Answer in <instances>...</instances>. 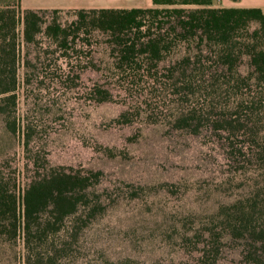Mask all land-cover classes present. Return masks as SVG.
Instances as JSON below:
<instances>
[{"label":"trees","instance_id":"obj_1","mask_svg":"<svg viewBox=\"0 0 264 264\" xmlns=\"http://www.w3.org/2000/svg\"><path fill=\"white\" fill-rule=\"evenodd\" d=\"M48 11L61 10L0 8V115L8 130H19L20 23L28 46L39 45L43 33L65 49L81 33L105 34L110 63L95 67L105 81L92 85L90 98L97 104L115 102L116 95L137 104L148 96L169 99V124L216 147L219 188L236 191L181 241L198 264H224L229 242L237 256L232 264H264L263 11L216 8L211 0H153L151 8L75 10L71 26L54 21L44 30ZM23 136L29 155L31 127ZM31 160L35 176L21 194L16 177L0 169V238L23 240V264H65L105 210L97 190L103 173L51 166L40 155Z\"/></svg>","mask_w":264,"mask_h":264},{"label":"rangeland","instance_id":"obj_2","mask_svg":"<svg viewBox=\"0 0 264 264\" xmlns=\"http://www.w3.org/2000/svg\"><path fill=\"white\" fill-rule=\"evenodd\" d=\"M5 7L24 11L21 0H0V8ZM43 15L44 30L54 21L69 27L77 19L75 10ZM18 34L19 130L11 133L0 115V169L16 177L19 194L35 176V155L51 166L103 173L97 190L105 210L74 244L65 264H198L181 241L183 232L202 225L221 201L236 194H222L219 188L217 148L174 130L167 120L169 99L148 96L137 104L116 95L115 102L97 104L90 98L92 85L105 81L95 67L106 69L110 63L105 34L81 33L68 49L44 33L39 45H26L21 23ZM126 112L128 123L121 121ZM28 126L33 131L29 155L23 136ZM225 256L224 264L237 257L231 242ZM23 263V240L0 238V264Z\"/></svg>","mask_w":264,"mask_h":264},{"label":"crops","instance_id":"obj_3","mask_svg":"<svg viewBox=\"0 0 264 264\" xmlns=\"http://www.w3.org/2000/svg\"><path fill=\"white\" fill-rule=\"evenodd\" d=\"M24 10H92L151 8L153 0H21ZM216 8H259L264 0H211ZM219 5V6H218Z\"/></svg>","mask_w":264,"mask_h":264}]
</instances>
